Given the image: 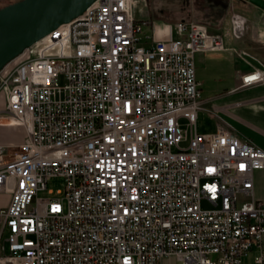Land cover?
I'll list each match as a JSON object with an SVG mask.
<instances>
[{
  "label": "built area",
  "instance_id": "1",
  "mask_svg": "<svg viewBox=\"0 0 264 264\" xmlns=\"http://www.w3.org/2000/svg\"><path fill=\"white\" fill-rule=\"evenodd\" d=\"M134 3L95 0L0 70V125L24 129L0 143V264H241L251 250L264 264V149L227 125L197 129L194 54L225 39L194 20L137 21ZM52 177L63 189L38 196Z\"/></svg>",
  "mask_w": 264,
  "mask_h": 264
},
{
  "label": "crops",
  "instance_id": "2",
  "mask_svg": "<svg viewBox=\"0 0 264 264\" xmlns=\"http://www.w3.org/2000/svg\"><path fill=\"white\" fill-rule=\"evenodd\" d=\"M252 27L243 39L237 33L235 38L223 37L226 40L221 50L195 53V76L199 81L202 106L207 108V111L204 110L205 118L214 121L211 131L217 124L227 125L242 139L264 149V81L247 86L241 83V76L250 71L258 70L264 74L263 11L254 14ZM208 30L215 33L210 28ZM197 54L202 56L196 61ZM15 127L0 125V131ZM23 136L17 143L22 141ZM252 176L253 198L264 204V167L255 169ZM254 254L255 251L251 250L242 258L241 264H254ZM161 264L182 263L173 255H167Z\"/></svg>",
  "mask_w": 264,
  "mask_h": 264
},
{
  "label": "rangeland",
  "instance_id": "3",
  "mask_svg": "<svg viewBox=\"0 0 264 264\" xmlns=\"http://www.w3.org/2000/svg\"><path fill=\"white\" fill-rule=\"evenodd\" d=\"M12 1L0 0V7ZM133 16L135 20L143 19L153 20L154 22H173L176 20H194L220 33L224 38H235L236 33L244 38L245 34L252 31V20L257 11H263L264 7L252 5L249 0H135L133 7ZM256 11V13H254ZM209 31V30H208ZM228 36V38H227ZM225 39V40H226ZM26 52L21 55L25 56ZM202 54H197V57ZM15 60V59H14ZM4 105V92H0V108ZM197 119V129L200 132L211 131L214 127V121L211 118H205L207 108L202 106ZM3 111V109H0ZM15 129L0 131V142L5 144H17L23 136L24 130L20 125H15ZM23 128V127H22ZM63 179L52 177L46 184V189L40 190L38 196L53 197L57 196V190L63 189ZM50 190V192L48 191ZM10 193L8 191L0 192V206L8 201ZM202 208H210L206 200L201 199Z\"/></svg>",
  "mask_w": 264,
  "mask_h": 264
},
{
  "label": "water",
  "instance_id": "4",
  "mask_svg": "<svg viewBox=\"0 0 264 264\" xmlns=\"http://www.w3.org/2000/svg\"><path fill=\"white\" fill-rule=\"evenodd\" d=\"M95 0H17L0 7V70L22 51ZM264 7V0H249Z\"/></svg>",
  "mask_w": 264,
  "mask_h": 264
}]
</instances>
